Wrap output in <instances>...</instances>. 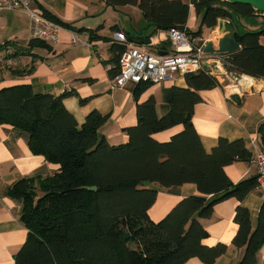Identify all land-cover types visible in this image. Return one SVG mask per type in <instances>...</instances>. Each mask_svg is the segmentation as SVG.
I'll use <instances>...</instances> for the list:
<instances>
[{
  "label": "trees",
  "instance_id": "16d2710c",
  "mask_svg": "<svg viewBox=\"0 0 264 264\" xmlns=\"http://www.w3.org/2000/svg\"><path fill=\"white\" fill-rule=\"evenodd\" d=\"M105 1L138 5L155 30L183 26L190 13L184 0ZM191 2L203 13L194 32L198 36L204 27L214 29L220 18L234 22L235 16L260 12L227 0ZM45 15L77 30L49 11ZM232 34L241 48L224 54L229 70L264 79V25L242 32L233 29ZM44 42L35 38L30 45ZM115 60L118 64V55ZM185 78L186 86L172 87L170 108L162 117L157 115L154 96L137 103L138 122L125 128L128 140L120 144L109 142L101 131L109 115L93 111L79 126L64 105L72 91L36 92L31 84L0 89V124L27 133L31 151L59 165L51 175L22 177L8 189L22 201L20 220L29 230L15 255L16 264H186L193 257L214 264L227 252L225 243H204L209 232L202 219L211 216L217 202L231 197L243 201L256 188L257 178L235 184L226 171L235 161H250L253 152L243 139L226 137L206 150L192 120L194 108L203 99L200 91L219 81L208 69ZM152 85L139 83L134 97L139 100ZM175 125L182 129L168 139L156 137ZM259 134L264 149V121ZM184 183L196 184L200 193L180 199L165 217L154 220L149 214L158 194L154 185L170 188ZM234 220L239 227L233 244L245 247L238 264H257V252L264 244V200L254 229L243 204L236 207Z\"/></svg>",
  "mask_w": 264,
  "mask_h": 264
},
{
  "label": "crops",
  "instance_id": "0c3cea01",
  "mask_svg": "<svg viewBox=\"0 0 264 264\" xmlns=\"http://www.w3.org/2000/svg\"><path fill=\"white\" fill-rule=\"evenodd\" d=\"M32 7L43 10L44 14L49 11L58 19L74 25L77 30L61 27L56 41L44 40V43L31 46L35 38L28 12L0 8V54L6 47L12 51L8 55L10 64L0 68V89L31 84L36 92L60 95L64 91H72L73 94L64 98V105L73 113L79 126L93 111L109 115L101 131L109 142L120 144L128 140L125 128L138 122V102L154 96L157 115L162 117L169 111L172 87L187 85L185 77L165 79L150 86L137 100L134 97L137 83L127 81L123 87L113 84L118 75L116 73H119L115 58L118 55L119 61L120 48L126 41L147 38V42H141L147 44L152 37L157 40L166 32L150 26L138 5L114 6L105 0H34ZM202 16L203 13L190 5L186 23L190 30L201 23ZM220 19L223 23L230 21L227 31L231 34L233 29L244 31L237 25L233 26V19ZM244 22L253 25L246 19ZM208 29L204 27V30ZM211 31L210 38L218 44L222 34L212 28ZM73 34L78 35L80 42H71ZM165 44L170 46L168 41H163L160 47L165 48ZM152 48L157 49L156 46ZM117 66L118 71H115ZM238 75L236 71H224L217 86L200 91L203 99L195 105L192 120L207 151L213 149L219 137L243 139L252 152L255 146L263 149L259 125L264 121V79H257L253 85L247 81L239 84L236 80ZM181 129L182 125H175L156 137L166 140ZM58 168L59 165L31 151L27 133L11 124H0V264H16L15 255L29 234L20 220L22 201L9 194V187L22 177H46ZM226 171L235 184L258 174V168L251 160L235 161L226 167ZM154 187L158 190L157 199L149 209L154 220L165 217L180 199L200 193L194 183L170 188ZM263 200L264 192L255 188L243 201L231 197L217 202L211 216L202 219L209 232L204 243H225L228 246L227 252L214 264L239 263L245 247L233 244L239 227L234 220L236 207L243 204L249 209L254 229ZM186 264L205 263L193 257ZM257 264H264V244L257 252Z\"/></svg>",
  "mask_w": 264,
  "mask_h": 264
},
{
  "label": "built area",
  "instance_id": "2783aa9c",
  "mask_svg": "<svg viewBox=\"0 0 264 264\" xmlns=\"http://www.w3.org/2000/svg\"><path fill=\"white\" fill-rule=\"evenodd\" d=\"M33 2L34 0H0V8L27 11L34 38L49 42L56 41L62 26L49 19L43 10L33 8ZM189 4L194 5L192 2ZM229 22L227 20L223 23V20L219 19L214 31H219L222 24L229 25ZM209 40L212 41L210 37L203 38L195 35L185 24L167 29L164 35L157 40L152 37L147 44L126 41L119 56V73L114 78L113 84L118 87H123L127 81L137 84L141 82L155 84L165 79L185 77L186 74L203 69H208L219 81L221 73L229 70L226 68L225 55L205 51V45ZM163 41H168L170 46L165 44V48L160 47ZM71 42H80L77 34H73ZM153 46L157 49H153ZM214 46L218 47V44L214 42ZM10 53H12L11 49L6 47L3 54H0V68L10 64L11 60L8 58ZM257 79L259 78L245 73H240L236 77L239 84L247 81L253 85ZM251 161L255 163L259 173L256 188L264 192V149L255 146Z\"/></svg>",
  "mask_w": 264,
  "mask_h": 264
},
{
  "label": "water",
  "instance_id": "95a60500",
  "mask_svg": "<svg viewBox=\"0 0 264 264\" xmlns=\"http://www.w3.org/2000/svg\"><path fill=\"white\" fill-rule=\"evenodd\" d=\"M233 4H246L251 5L255 9L264 12V0H227ZM229 25L222 24L219 31L222 34V37L218 41V47L214 46V42L209 40L207 41L205 45V51L207 53H217V54H226V53H233L241 48V44L239 41L235 39V37L228 32ZM259 176V173L254 175L253 178H257ZM150 181L146 182V185H149ZM92 189L95 188V186L91 187Z\"/></svg>",
  "mask_w": 264,
  "mask_h": 264
},
{
  "label": "rangeland",
  "instance_id": "374dc122",
  "mask_svg": "<svg viewBox=\"0 0 264 264\" xmlns=\"http://www.w3.org/2000/svg\"><path fill=\"white\" fill-rule=\"evenodd\" d=\"M244 19H246V21L248 23L253 22V25H247V23L244 22ZM234 24L237 25L238 27H240L241 29H246V28H258L259 29L264 24V12L260 11V12H257V14H255V15H253V14L252 15H240V17L235 16ZM200 26H201V23L199 25H197L196 27L192 28V31L193 32L198 31ZM248 26H254V27H248ZM211 32H212L211 28H209L208 30H203L202 37L203 38H209ZM219 33H220V31H219ZM225 64H226V68L229 70L230 68H229L228 63L225 62ZM229 71H232V70H229Z\"/></svg>",
  "mask_w": 264,
  "mask_h": 264
}]
</instances>
